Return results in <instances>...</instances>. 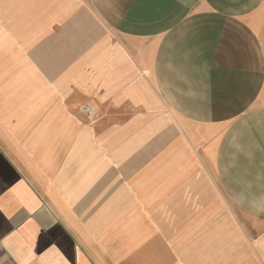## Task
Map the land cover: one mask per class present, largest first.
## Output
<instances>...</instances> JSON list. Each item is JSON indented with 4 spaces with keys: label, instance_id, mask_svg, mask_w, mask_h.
I'll return each mask as SVG.
<instances>
[{
    "label": "crops",
    "instance_id": "obj_1",
    "mask_svg": "<svg viewBox=\"0 0 264 264\" xmlns=\"http://www.w3.org/2000/svg\"><path fill=\"white\" fill-rule=\"evenodd\" d=\"M209 165L264 264V0H0V264H224Z\"/></svg>",
    "mask_w": 264,
    "mask_h": 264
},
{
    "label": "rangeland",
    "instance_id": "obj_2",
    "mask_svg": "<svg viewBox=\"0 0 264 264\" xmlns=\"http://www.w3.org/2000/svg\"><path fill=\"white\" fill-rule=\"evenodd\" d=\"M83 114H85L83 112ZM112 114H116V117L114 119V121H118V112H114ZM87 116L88 119H93L91 116L85 114ZM84 115V116H85ZM114 124H116L115 122H113ZM181 130V129H179ZM182 133V130L181 132ZM161 147V146H160ZM179 150L177 149V152ZM160 156L166 155V147L164 149H160ZM180 154V151H179ZM160 162H163V159H160ZM176 167L182 168L183 164H184V160H180L177 159L176 161ZM188 162V164L192 163V165H194V163L196 161H186ZM193 167V166H192ZM194 168V167H193ZM216 172H214V170L211 168V166H208V174H207V182H208V191L206 193H204L206 195V199H207V209L206 210V214L208 215L209 218V223L208 225L210 226L209 228L211 229L214 224V222L216 221V216H221L223 217V228H224V245L223 247L219 250V248H217L216 245V241L215 239H211V235H209V242L210 245L208 246L209 248H213L212 251L215 253V250H218L217 252H219L220 255H209V263H216V259L221 258L222 262L224 264L226 263H230L231 261V253L233 252L232 250V245H233V239L231 238L232 235V231H233V217H239L240 219H243V216L246 213V209H237L231 206V202L227 199V198H231L230 196H228L226 193H220L216 190V177H215ZM194 178V177H193ZM196 178V177H195ZM194 194V193H193ZM229 195L231 194L230 192L228 193ZM194 199V196H193ZM222 203L224 204V207H219L218 205ZM199 209H193V211H196ZM243 210L245 211V214L243 213ZM211 219V220H210ZM239 227H240V233L241 236L240 238L242 239L243 234L245 233V236H247L248 230L246 229L245 225H243L242 223H239ZM216 245V246H215Z\"/></svg>",
    "mask_w": 264,
    "mask_h": 264
},
{
    "label": "built area",
    "instance_id": "obj_3",
    "mask_svg": "<svg viewBox=\"0 0 264 264\" xmlns=\"http://www.w3.org/2000/svg\"><path fill=\"white\" fill-rule=\"evenodd\" d=\"M81 110L84 112V113H86L87 115H89V116H94L95 115V110H94V108H92L91 106H89V105H87V104H84V105H82V107H81Z\"/></svg>",
    "mask_w": 264,
    "mask_h": 264
}]
</instances>
